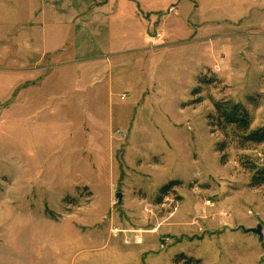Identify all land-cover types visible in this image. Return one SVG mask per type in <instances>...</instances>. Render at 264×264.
Listing matches in <instances>:
<instances>
[{
	"label": "rangeland",
	"instance_id": "rangeland-1",
	"mask_svg": "<svg viewBox=\"0 0 264 264\" xmlns=\"http://www.w3.org/2000/svg\"><path fill=\"white\" fill-rule=\"evenodd\" d=\"M109 4V99L101 68L29 120L0 84V264H264V0Z\"/></svg>",
	"mask_w": 264,
	"mask_h": 264
},
{
	"label": "crops",
	"instance_id": "crops-1",
	"mask_svg": "<svg viewBox=\"0 0 264 264\" xmlns=\"http://www.w3.org/2000/svg\"><path fill=\"white\" fill-rule=\"evenodd\" d=\"M110 1L0 0V84L11 85L5 96L11 94L10 109L29 120L51 115L42 98L48 84L61 93L70 82L74 92L84 94L98 82L94 73L101 68L106 96H112L116 59L123 51L109 45L115 29L107 18Z\"/></svg>",
	"mask_w": 264,
	"mask_h": 264
},
{
	"label": "trees",
	"instance_id": "trees-1",
	"mask_svg": "<svg viewBox=\"0 0 264 264\" xmlns=\"http://www.w3.org/2000/svg\"><path fill=\"white\" fill-rule=\"evenodd\" d=\"M215 109L217 110V113H219V118L223 119V123L225 125H233L237 126V128L240 129V131H249L250 126V120L248 119V115L246 112H244L239 106L235 105L228 109H223L220 105H215ZM247 141H253L257 143L264 142V129H259L256 131L250 132L246 138ZM256 184H260L264 182V167L259 169V171L256 173ZM172 185V186H171ZM171 188L174 186V184L170 183ZM169 184L164 186L161 190L162 192H165L169 189ZM190 260L188 258H182L180 260H174V263L179 264L180 262H183V264H190ZM195 264H199V261L196 260Z\"/></svg>",
	"mask_w": 264,
	"mask_h": 264
},
{
	"label": "water",
	"instance_id": "water-1",
	"mask_svg": "<svg viewBox=\"0 0 264 264\" xmlns=\"http://www.w3.org/2000/svg\"><path fill=\"white\" fill-rule=\"evenodd\" d=\"M116 198L118 200V202L121 200V195L120 194H116ZM243 232L245 233H251V234H256L258 235L259 237H261V227L260 226H257V228L255 229H242Z\"/></svg>",
	"mask_w": 264,
	"mask_h": 264
},
{
	"label": "built area",
	"instance_id": "built-area-1",
	"mask_svg": "<svg viewBox=\"0 0 264 264\" xmlns=\"http://www.w3.org/2000/svg\"><path fill=\"white\" fill-rule=\"evenodd\" d=\"M118 136H120V135H118Z\"/></svg>",
	"mask_w": 264,
	"mask_h": 264
}]
</instances>
